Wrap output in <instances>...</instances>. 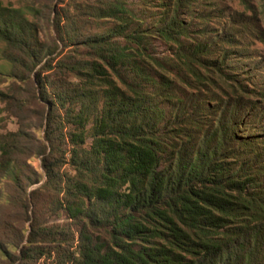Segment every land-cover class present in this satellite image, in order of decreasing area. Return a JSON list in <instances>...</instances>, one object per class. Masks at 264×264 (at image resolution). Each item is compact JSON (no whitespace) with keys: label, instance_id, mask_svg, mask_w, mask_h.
Wrapping results in <instances>:
<instances>
[{"label":"trees","instance_id":"1","mask_svg":"<svg viewBox=\"0 0 264 264\" xmlns=\"http://www.w3.org/2000/svg\"><path fill=\"white\" fill-rule=\"evenodd\" d=\"M68 1L72 12L54 13L63 46L56 57L58 45L46 50L22 10L0 5L4 57L20 74L39 67L35 81L46 105L37 153L43 175L27 178L31 186L43 180L38 188L27 193L23 184L28 166L17 158L25 154L24 135L0 132V180L24 193L27 221L33 208L26 243L18 247L20 237L12 255L14 243L0 241V258L264 264V127L246 131L240 123L247 113L262 119L264 90L249 89L228 63L249 54L235 18L219 0H167L152 33L170 57L158 60L147 51L141 19L122 0ZM87 20L115 24L86 34ZM44 193L66 224L36 221Z\"/></svg>","mask_w":264,"mask_h":264},{"label":"rangeland","instance_id":"2","mask_svg":"<svg viewBox=\"0 0 264 264\" xmlns=\"http://www.w3.org/2000/svg\"><path fill=\"white\" fill-rule=\"evenodd\" d=\"M68 0H0L3 7H12L20 9L24 12L26 18L34 23L38 29L40 41L44 44L46 50H54L55 45L58 49L52 55L56 57L63 50V46L56 41L54 31V13H65L67 10L72 12L71 4ZM79 1V0H78ZM138 18L142 21V29L147 32L144 34L148 37L147 51L158 60L170 57V49L168 44L152 33L157 17H159L163 3L167 0H122ZM221 5L225 6L226 12L235 18L234 28L240 32L237 35L238 43L241 48L248 51L247 57L237 62L236 58L226 61L231 63L232 68L238 69L236 73H241V83L249 89L264 90V0H219ZM69 2V1H68ZM112 20L95 21L87 20L83 25L82 31L86 34L102 33L107 29L114 27ZM122 39H120L121 41ZM57 43V44H56ZM5 46L0 42V132H20L24 135L22 146L25 154L17 158L20 164L26 163L28 167L24 168L23 184L27 193L38 188L42 183L30 185L33 179L32 171L37 175H43L41 169V158L37 154L39 152L40 143L43 142L46 105L39 99L38 88L35 81V73L17 72L12 65L5 59L3 52ZM70 51L64 50L63 53ZM83 49H79V53H83ZM77 58L84 56L77 55ZM151 67L159 72V70L151 61ZM231 68V69H232ZM171 79H175V72H163ZM181 88L182 85L176 81ZM186 92L187 88H181ZM216 97H223L220 91L214 90ZM256 99H260L258 96ZM263 104L264 100L259 101ZM256 116L247 113L243 116L240 123H247L245 130L253 129L252 127L262 125L264 127V109L262 111V119L254 122ZM24 197V193L16 190L13 185L6 179L0 180V241L4 245L14 243L15 247H9L8 251L12 255L18 253L16 247L20 237L23 242L18 247L24 246L26 237L30 231V224L33 220V208L29 210L30 221H27L26 215L19 204V198ZM52 206L49 205V195L41 194L37 207L35 209V217L38 223L47 225L66 224L63 216H58L51 212ZM74 231V229H73ZM42 263V262H41ZM0 264H13L9 258H0Z\"/></svg>","mask_w":264,"mask_h":264}]
</instances>
